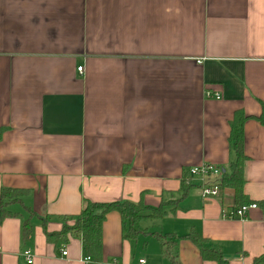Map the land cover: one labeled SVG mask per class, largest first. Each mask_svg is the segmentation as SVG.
<instances>
[{"label":"crops","instance_id":"obj_1","mask_svg":"<svg viewBox=\"0 0 264 264\" xmlns=\"http://www.w3.org/2000/svg\"><path fill=\"white\" fill-rule=\"evenodd\" d=\"M260 118L264 0H0V193H24L0 222V264H26L24 251L31 264H84L79 237L45 232L86 202L166 211L131 241L107 214L89 264H172L168 247L174 264H215L192 236L227 264H252L264 255ZM240 119L245 198L223 188L206 201L187 172L229 173ZM242 203L257 208L223 218Z\"/></svg>","mask_w":264,"mask_h":264},{"label":"trees","instance_id":"obj_2","mask_svg":"<svg viewBox=\"0 0 264 264\" xmlns=\"http://www.w3.org/2000/svg\"><path fill=\"white\" fill-rule=\"evenodd\" d=\"M264 125V118L258 119ZM243 119H240V123H235L231 129L230 142L232 144V150L234 152L235 161L229 164V173H226L222 169V181L220 188H230L234 191L235 197L238 201H242L245 197L243 195L244 184V164L246 157L243 152V134H242ZM24 193L15 190L2 189L0 193V222L10 217L11 214L7 211V207L21 203V198ZM245 205L242 203L240 206ZM239 206V207H240ZM116 212L121 219L122 238L124 240H134L137 235H147L146 230H142L139 227V222L143 219L158 220L165 216L166 211L163 203L159 205L157 209L146 208L142 202L139 203H109V204H97L86 202L76 217L65 218L63 220L62 229L58 233H46V239L48 241L63 242L66 241L67 236H76L81 240L83 251L86 255L93 258L96 261L101 260V233L102 225L107 214ZM31 234V229L28 223H24L22 237L23 240H28ZM155 236L161 246H165V239L160 234L151 235ZM194 239V244L199 248L201 259L204 261H211L215 264H227L222 258L218 249L212 247H205V242L197 236L190 237ZM173 246L175 242L172 243ZM169 248V247H168ZM162 248L163 253L171 258L172 264H174L175 255L169 252V249ZM177 264V263H176ZM252 264H264V255L255 259Z\"/></svg>","mask_w":264,"mask_h":264},{"label":"built area","instance_id":"obj_3","mask_svg":"<svg viewBox=\"0 0 264 264\" xmlns=\"http://www.w3.org/2000/svg\"><path fill=\"white\" fill-rule=\"evenodd\" d=\"M81 68L77 69L78 73H81ZM206 97H209V94H206ZM218 99V97H217ZM187 176L191 178H198L199 190L201 197L204 200H210L217 198L220 194V186L222 181V170L219 167L210 164H203L199 167H192L188 170ZM257 208L255 204L242 205L226 214H223V218L226 220L238 219L240 221L245 220L249 211ZM26 264H31V255L29 251H24L22 253ZM61 256L65 257L66 252H61ZM91 257L86 256L83 259L84 264H89ZM139 264H143V261H140Z\"/></svg>","mask_w":264,"mask_h":264}]
</instances>
